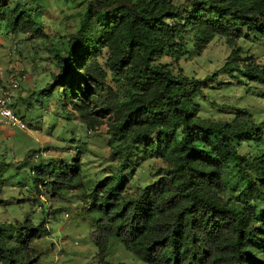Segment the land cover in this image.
<instances>
[{"label": "trees", "instance_id": "16d2710c", "mask_svg": "<svg viewBox=\"0 0 264 264\" xmlns=\"http://www.w3.org/2000/svg\"><path fill=\"white\" fill-rule=\"evenodd\" d=\"M9 30L49 41L22 5ZM220 37L231 53L214 76L244 75L264 86V68L239 45H264V0H89L79 28L47 48L57 73L44 93L61 86L73 109L64 105L66 120L92 132L109 113L112 158L123 159L118 176L104 177L87 196L100 257L117 238L146 264H264V123L244 111L231 122L201 118L205 82L160 63L201 55ZM109 74L123 82L122 98L102 93ZM243 143L254 151L241 154ZM138 154L167 168L131 191L125 175ZM8 167L0 162V206ZM82 172L80 161L41 160L32 184L64 200L69 189H83ZM50 234L28 217L1 224L0 264H40L44 255L32 245Z\"/></svg>", "mask_w": 264, "mask_h": 264}, {"label": "rangeland", "instance_id": "374dc122", "mask_svg": "<svg viewBox=\"0 0 264 264\" xmlns=\"http://www.w3.org/2000/svg\"><path fill=\"white\" fill-rule=\"evenodd\" d=\"M88 1L1 0L0 89L9 87L15 73L23 72L21 86L14 93L12 105L16 113L28 122L30 130L11 129L15 137L9 136L12 133L3 135L0 132V162L9 165L3 176L2 198L5 203L0 206V225L15 221L23 223L27 217L37 226L44 223L51 234L32 245L37 254L44 255L40 264H146L117 238L110 239L108 254L100 257L92 237L94 219L85 213L87 196L97 182L112 174L118 176L122 169L123 159L112 158L107 134L111 115L103 112V125L92 132L79 121L66 120L64 105L67 103L61 86H57L52 94L44 93L53 83L52 75L57 73L47 48L51 43L63 41L64 36L79 28ZM18 5L24 6L26 12L42 24L49 41L28 39L26 35L13 37L9 33V20ZM239 45L254 58L256 65L264 68V45H252L246 41ZM230 53L225 39L220 37L201 55H188L179 62L166 57L160 63L169 64L176 73L182 72L189 78L205 82L206 97L199 101L201 118L231 122L244 111L255 124H262L264 86L249 81L244 75H239V80L222 74L214 76L225 65ZM100 89L102 93L112 89L120 98L125 91L123 82L110 74ZM68 109L73 110L71 106ZM180 137L179 134L174 136L175 139ZM253 151L250 144L239 145L241 154ZM41 160L65 161L69 165L80 161L83 189H69L64 200L45 190V185H41L38 192L32 184V172ZM166 168L162 160L136 155L125 175L132 184L131 191L138 186L152 184L159 171ZM230 174L233 176L235 172ZM229 180L234 182L235 178L229 176ZM56 210L58 213L54 216ZM66 214H69L68 218Z\"/></svg>", "mask_w": 264, "mask_h": 264}, {"label": "built area", "instance_id": "2783aa9c", "mask_svg": "<svg viewBox=\"0 0 264 264\" xmlns=\"http://www.w3.org/2000/svg\"><path fill=\"white\" fill-rule=\"evenodd\" d=\"M23 72L15 73L9 87L0 89V127H6L22 132L29 131L28 122L22 119L13 108L14 93L20 88ZM69 214H66V218Z\"/></svg>", "mask_w": 264, "mask_h": 264}, {"label": "crops", "instance_id": "0c3cea01", "mask_svg": "<svg viewBox=\"0 0 264 264\" xmlns=\"http://www.w3.org/2000/svg\"><path fill=\"white\" fill-rule=\"evenodd\" d=\"M0 132L3 133V135H5V134H9V133H12V134L9 135V136L15 137V134H13V132H12L11 129H9V128H6V127H0ZM3 137H4V139H6L5 136H3ZM6 140H8V139H6Z\"/></svg>", "mask_w": 264, "mask_h": 264}]
</instances>
